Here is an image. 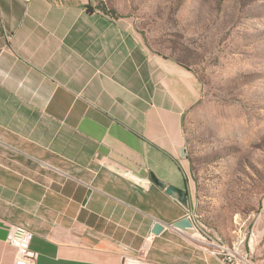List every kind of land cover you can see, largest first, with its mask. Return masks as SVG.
<instances>
[{"label":"crops","instance_id":"1","mask_svg":"<svg viewBox=\"0 0 264 264\" xmlns=\"http://www.w3.org/2000/svg\"><path fill=\"white\" fill-rule=\"evenodd\" d=\"M201 96L129 16L0 0V264H14L12 224L32 233L34 264H215L174 229L192 204L184 117Z\"/></svg>","mask_w":264,"mask_h":264},{"label":"rangeland","instance_id":"2","mask_svg":"<svg viewBox=\"0 0 264 264\" xmlns=\"http://www.w3.org/2000/svg\"><path fill=\"white\" fill-rule=\"evenodd\" d=\"M93 4L131 17L151 52L183 63L201 83L184 117L193 199L178 232L215 264L205 234L213 249L239 244L264 264V0Z\"/></svg>","mask_w":264,"mask_h":264},{"label":"built area","instance_id":"3","mask_svg":"<svg viewBox=\"0 0 264 264\" xmlns=\"http://www.w3.org/2000/svg\"><path fill=\"white\" fill-rule=\"evenodd\" d=\"M29 2L30 0H22ZM175 230L179 231L177 228ZM203 237V236H202ZM204 240L207 245H204L210 250V253L215 256L219 264H253L245 250L238 244V249L233 252H226L222 245L214 246V241L208 235H204ZM32 240V233L24 226L19 224H12L9 228L7 242L15 250L14 264H34L37 259V254L30 250V243ZM122 264H147L141 260L132 257H124Z\"/></svg>","mask_w":264,"mask_h":264},{"label":"water","instance_id":"4","mask_svg":"<svg viewBox=\"0 0 264 264\" xmlns=\"http://www.w3.org/2000/svg\"><path fill=\"white\" fill-rule=\"evenodd\" d=\"M153 180L155 183H157V185L161 187L163 186L156 179L153 178ZM165 192L167 195L174 198L182 207H184L185 209L188 208V198H187V193L185 191L169 186L165 189ZM183 225H184V222H179L176 225H174V228H177L180 230L182 229ZM160 230H162L161 227L156 226L154 227L152 233L157 235L160 232Z\"/></svg>","mask_w":264,"mask_h":264},{"label":"trees","instance_id":"5","mask_svg":"<svg viewBox=\"0 0 264 264\" xmlns=\"http://www.w3.org/2000/svg\"><path fill=\"white\" fill-rule=\"evenodd\" d=\"M94 7H95V6H94ZM95 9L101 11L104 15H110V16L115 15L113 11L107 10V9L105 8V6H103V5H97V6L95 7ZM87 10H88V12H91V11H92V8L88 6V7H87ZM177 62H178V61H177ZM178 63L181 64L182 66H184L185 68H187L185 65H183V63H181V62H178Z\"/></svg>","mask_w":264,"mask_h":264},{"label":"bare ground","instance_id":"6","mask_svg":"<svg viewBox=\"0 0 264 264\" xmlns=\"http://www.w3.org/2000/svg\"><path fill=\"white\" fill-rule=\"evenodd\" d=\"M201 228V227H200ZM209 233V232H208ZM222 248L226 252H233L234 249H238V244H235L233 246H228V245H222Z\"/></svg>","mask_w":264,"mask_h":264}]
</instances>
